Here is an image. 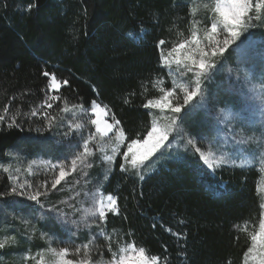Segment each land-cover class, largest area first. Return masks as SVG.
<instances>
[{"label": "trees", "instance_id": "1", "mask_svg": "<svg viewBox=\"0 0 264 264\" xmlns=\"http://www.w3.org/2000/svg\"><path fill=\"white\" fill-rule=\"evenodd\" d=\"M32 2L0 0V114L7 106L8 121L18 108L27 113L37 107L49 90V77L42 73H55L69 85L60 88L62 100L56 101L53 109L63 106L64 99L69 107L77 103L88 107L93 100L105 106L124 129L121 152L127 150L130 139L146 137L152 117L143 105L159 97L160 87L170 86L158 41L167 42L163 46L166 51L190 36V19L203 25L211 15L203 9L195 17L188 14L190 2L210 0H36L37 7L27 11ZM249 50L253 59L247 58L249 63L262 71L264 78V39L252 42ZM230 56L227 54L226 60ZM157 80L163 83L155 85ZM219 84L215 80L209 90H217L221 98L226 93L235 95L217 89ZM125 98L130 103L125 104ZM17 123L22 130L0 123V164H10L13 156L8 152L18 153L25 161L41 155L55 160L67 153L56 142L60 138L56 128L36 131L44 127L41 117L17 116ZM190 128L196 137L200 135L196 124ZM200 140L197 146L205 149ZM120 162L119 155L114 172L103 186L106 195L116 197L120 211L119 215L109 213L103 225L106 232L115 229L111 252L134 242L149 256L167 257L170 264H244L250 236L263 218L260 172L256 168L221 166L213 171L198 153L187 150L160 160L154 170L143 173L145 179L141 181L136 172H121ZM38 179L35 174L30 178L33 183ZM10 183L0 171V189ZM13 199L21 201L18 197L5 198L7 203L0 201V231L18 235L13 216L25 214L29 206L23 200L24 206L13 204ZM48 227L47 234L61 240L58 248L73 249L88 239L86 232L73 240V235L60 230L56 223ZM173 233L184 238L178 239ZM47 244L45 240L38 246ZM106 245L105 240L97 239L89 246L93 261L112 259ZM12 247L14 252L24 251V246ZM97 248L103 250L102 257L95 254Z\"/></svg>", "mask_w": 264, "mask_h": 264}, {"label": "snow or ice", "instance_id": "2", "mask_svg": "<svg viewBox=\"0 0 264 264\" xmlns=\"http://www.w3.org/2000/svg\"><path fill=\"white\" fill-rule=\"evenodd\" d=\"M36 0L27 5V11L36 8ZM205 10L206 13H211L206 16L207 24L201 25V21L193 18L189 20L191 24L190 36L178 43H173L171 47L164 51L166 41L161 39L158 41V46H161L160 60L162 65L168 70L171 83L167 88L160 87V95L157 99H148L143 105L149 110L158 109L162 113H167L161 117L154 118L151 122V128L143 139H130L127 143L126 151L120 152L119 145L126 139L124 129L121 127L120 120L115 118V114H111V123L107 119H101L105 109L101 108L97 101L90 102L88 107L83 103L72 104L68 106L66 99L63 100V106L58 108L59 115H54L50 112L56 101L62 100L59 95V89L62 86H68L67 79L59 80L55 73L44 71L45 77H50L47 84L49 92H46L45 99L37 107L30 109L24 113L18 108L16 113L5 120V114L8 113V107L5 106L3 114H0V123L6 125L7 128L21 129V123H17V116L31 117L39 116L44 121L43 128H37L36 131H49L58 127H65L62 136L68 138L66 147L71 150L70 159L62 160L53 163L51 160H40L39 164L46 169H50L51 180L45 179L33 183L30 179L21 181L20 177L25 173L20 167H15L11 164L5 166L0 164V171L7 175V179L11 181L10 185H6L0 189V201H7L8 197H23L27 201L35 202L39 209H43L41 215L37 217L39 220L47 221L49 219H57L61 226L71 223L76 226L77 231L81 225L88 228V239L82 245H77L73 249L69 247L54 248L51 247L52 236L47 233L40 232L42 239H47L49 247L44 252L49 254L51 259L45 260L43 255L40 256L36 264H170L167 257L163 260L159 255L149 256L144 247H137L134 242L127 243L125 246L119 247L118 252H111L113 248L112 233L106 232L105 227L108 221V214L119 215V206L117 199L113 195H105L99 189L94 191H76V186L80 185V180L74 178L73 191L75 195L70 197L72 203L67 200H61L60 205H67L72 210V216L69 217L62 207L57 204H46L41 198H47L49 193L58 192V188L62 182H65L67 177L73 173H83L85 168H91V163L88 162V157L93 155V149L98 147L102 137H107L113 129H116L115 146L112 149L113 155H104L103 160L112 165L116 161V156H122V162L119 163L121 172H128L132 169L136 170V176L143 181L145 176L141 173V169L146 167L148 161L162 148L171 146L172 140L180 139L185 148L191 146L195 153H198L208 166L218 165L222 162L223 157L216 159L215 154L211 151L205 152L201 147L197 146V139L187 133L183 127L187 117L192 114L195 105L190 107L194 98L199 97L198 104L206 103L205 89L202 83L210 79V74L215 71L218 57H222L224 52L230 45L239 39L242 32H247L250 28L264 27V0H210L209 3H193L188 6V14L190 17H195L197 13ZM143 31V30H142ZM132 35V33H128ZM75 38V37H74ZM173 65L175 66L173 68ZM181 78V82H177V78ZM186 81V82H185ZM163 81L157 80L155 85H159ZM49 93H56L55 95ZM16 97L13 96L12 99ZM125 104L130 101L125 98ZM110 111V110H108ZM221 111H224L221 109ZM65 114L71 118L66 119ZM92 117H95L94 119ZM86 120V122H84ZM160 120L164 123L161 124ZM90 126H94L95 132L88 130ZM242 134V130H241ZM203 139V137H201ZM241 144L247 146V150L253 155V158L258 154L260 162L264 164V132L261 133V138L256 140L253 136L242 138ZM82 148V151L76 149ZM8 156H15L19 160V156L12 152L7 153ZM37 164L36 160L27 164L25 172L31 174L33 165ZM58 169V171H56ZM111 167L107 172L103 173V180L107 181L111 173ZM89 180H85V184H89ZM143 193H141L142 195ZM84 197V201H79L80 206H77L79 197ZM85 201L90 202V207H83ZM13 204L24 206L23 201L13 199ZM49 213L56 214L49 216ZM31 214V213H30ZM13 219H20L28 232L25 233L35 235L37 228L34 224L23 217L13 216ZM89 221L91 223H89ZM99 221L100 223H97ZM184 223V221H180ZM91 224H96V229H91ZM155 227V225H153ZM171 232V229H166ZM70 235H74L70 233ZM178 239H183L180 233H173ZM97 239H103L107 242L106 248L111 253L112 259L105 261L102 258L93 261V252L89 246L93 245ZM251 246L247 249L245 257H252L257 261V264H264V219L259 223V231L250 236ZM70 241H65L69 243ZM9 243L15 244V236H6L0 239V249H4ZM83 250V251H82ZM75 255L76 259H70V255ZM95 254L102 257L103 250L97 248ZM183 255V253H181ZM118 257V258H117ZM25 260L29 259L25 255ZM35 259V257H32ZM247 264V260H246Z\"/></svg>", "mask_w": 264, "mask_h": 264}, {"label": "rangeland", "instance_id": "3", "mask_svg": "<svg viewBox=\"0 0 264 264\" xmlns=\"http://www.w3.org/2000/svg\"><path fill=\"white\" fill-rule=\"evenodd\" d=\"M261 15L264 16V12H262ZM200 26H202V22ZM263 29L264 27H255L250 28L247 32H242L239 39L229 46L223 56L216 58L217 65L215 71L210 74L209 80H205L202 83V87L206 90V103L199 105V97L193 99L190 107L193 105L196 107L193 109L192 114L187 117L183 127L189 135L196 137V135L190 130V127L196 124L198 129L201 128L200 135H198L196 139L198 141L199 138L201 139V137H203L200 141L203 142L205 149L202 150L205 152H213L216 159L223 157L225 162L218 165L208 166L206 164L211 170L214 171L221 166L256 168L260 172L259 190L262 193L264 201V164L260 162V156L258 154L255 158H253V155L247 150V146L240 143L242 138H246L248 136H253L258 142L261 138V133L264 132V78L261 75L262 71L256 70V68L249 63L250 60L253 62V59L249 57L251 56V53H249L251 50H249L250 45L252 42L258 43L264 39V36H262L264 35ZM165 52H167V50ZM254 52L256 51H253L252 53ZM227 54L231 55L230 59H228L229 61L226 60ZM174 67L175 66L173 65V68ZM215 80L220 83L217 86V89H223L224 91H230L231 93L233 91L235 95L231 96L229 93H226L227 96L221 98L218 95L217 90L214 89V91L211 92L209 90L210 84H213ZM177 82H181V78L178 77ZM49 94L55 95V93ZM100 106L105 109L104 114L100 118L107 119V121L111 123V117L107 108L101 104ZM221 109L224 111H221ZM149 111L151 113L152 120L167 114L166 112L162 113L161 110L158 109ZM50 112L54 115L60 114L58 108L50 109ZM65 118L68 119L71 117L68 114H65ZM92 118L94 119L95 117ZM84 122H86V120ZM160 123L163 124L164 121L160 120ZM65 130L66 129L63 126L56 128L60 137L56 139V142L66 148L67 153H64L61 157L55 160L52 157L46 158L43 155L38 156L33 159L37 161V164L33 165V171L30 175L25 172V169L27 164L33 160L25 161L24 157L20 159V155L13 152L19 156V160L13 156V158L10 159V164L13 168L20 167L21 171L25 173L20 177L21 181L32 178L34 174L38 178L39 176L41 178L37 181L45 179L51 180L52 170L41 166L39 164L40 160H51L53 163H56L58 161L70 159L71 150L66 147L68 141H64L63 138L65 137L62 136V133ZM88 130L95 132L94 126H90ZM116 131V129H113L107 137H102L99 146L93 149V155L88 157V162L91 163L92 167L84 169V172L88 173L87 176H84L82 172L79 174L73 173L71 176L67 177L65 182H62V184L58 186L60 191L49 193L47 198L42 197V202L46 204H57L58 207L63 208L65 213L69 214V217L77 218L76 216H72V210L67 205H60L58 202L61 200H67L69 203H72L70 197L75 195L73 191L74 178L79 179L81 182L80 185L76 186V191H94L99 189L104 192L103 186L107 181L103 180V173L107 172L110 167L112 169L111 173L114 172L115 162L112 165H109L107 161L103 160V156L113 155L112 149L115 146ZM169 140L171 141V146L162 148L148 161H146V167L140 170L142 174L144 172L154 170L156 164L169 155L193 150L191 146H188L186 149L184 143L179 138L172 140V137L170 136ZM124 142L119 145L120 152L123 145H125ZM76 150L82 151V148ZM118 156L119 154H117L116 158ZM56 171H58V169ZM130 171L136 172L135 169ZM85 180H89L90 183L86 185ZM18 198H21V201L23 200L28 203L29 210H27L25 214L23 213L21 215H17V217L28 219L31 224L36 226L38 231L35 235H26L25 233L28 232V229L25 228L20 219H14L13 223H15V226L18 228V235L10 232L3 233L0 231V239H3L6 236L16 237L15 244L9 243L4 249H0V263L4 260L6 262L5 264H36L41 255L45 257L46 261H49L51 257L49 254L44 252V250L49 247V242L47 245H43V247L41 245L38 246L41 242H45V240H47L40 237V232L47 233L46 231L49 228L48 224L56 223L60 230L74 234L73 240L79 236L81 232L89 233L90 231L88 228H85L83 224L81 225L80 230L77 231L76 226L71 223L62 227L57 219H49L47 221L39 220L37 217H39L41 212L44 210L39 209L33 201H27L23 197ZM79 201H84V197L81 196L78 198L77 206H80ZM83 207H90V202L85 201ZM48 215L51 217L56 214L49 213ZM262 219H264V208ZM89 223L91 222L89 221ZM97 223L100 222L97 221ZM91 229L95 230L96 224H91ZM258 231L259 229L257 232ZM60 241L61 240L59 238L55 240L52 239L50 246L58 248L57 244L60 243ZM78 245H82L81 242L78 243ZM12 246H24V251L21 250L14 252ZM25 255H28L29 259L25 260ZM32 257H35V259H32ZM246 260L247 264H257V261L253 260L250 256L247 258L245 257L244 264H246Z\"/></svg>", "mask_w": 264, "mask_h": 264}]
</instances>
